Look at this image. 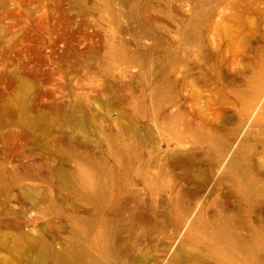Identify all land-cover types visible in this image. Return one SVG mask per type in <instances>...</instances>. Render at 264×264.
Returning a JSON list of instances; mask_svg holds the SVG:
<instances>
[{"label":"rangeland","instance_id":"1","mask_svg":"<svg viewBox=\"0 0 264 264\" xmlns=\"http://www.w3.org/2000/svg\"><path fill=\"white\" fill-rule=\"evenodd\" d=\"M0 264H264V0H0Z\"/></svg>","mask_w":264,"mask_h":264}]
</instances>
